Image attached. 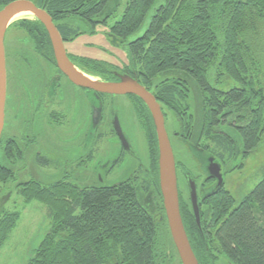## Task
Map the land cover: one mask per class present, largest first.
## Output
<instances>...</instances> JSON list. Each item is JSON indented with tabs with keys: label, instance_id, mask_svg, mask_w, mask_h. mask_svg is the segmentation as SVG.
I'll use <instances>...</instances> for the list:
<instances>
[{
	"label": "trees",
	"instance_id": "16d2710c",
	"mask_svg": "<svg viewBox=\"0 0 264 264\" xmlns=\"http://www.w3.org/2000/svg\"><path fill=\"white\" fill-rule=\"evenodd\" d=\"M11 1L0 0V8ZM32 1L51 16L66 41L80 34L72 20L85 23L90 32L108 26L111 40L127 47L124 66L71 55L76 65L104 79L127 68L171 110L180 132L190 140L193 133H203V142L219 160L247 158L264 136V0H124L110 25L123 0ZM12 24L37 43L39 53L52 57L40 21L23 18ZM194 96L199 99L198 120L192 111ZM133 97L138 102L135 112L142 117L150 174H131L109 186H80L66 178L51 184L34 179L17 184V193L26 202L45 204L50 218L28 264H163L171 256L154 125L147 106ZM9 136L5 148L0 138V152L12 162L21 157V149ZM194 141L184 144L204 170L206 160ZM43 159L39 157L41 164L46 163ZM235 167L242 166L231 170ZM11 178L13 171L0 157V181ZM178 199L199 264H214L220 255L229 264H264V173L239 200L228 190L210 195L200 227L190 205L181 207L179 189ZM19 217L18 211L0 212V246ZM161 246L166 247L162 252Z\"/></svg>",
	"mask_w": 264,
	"mask_h": 264
},
{
	"label": "rangeland",
	"instance_id": "374dc122",
	"mask_svg": "<svg viewBox=\"0 0 264 264\" xmlns=\"http://www.w3.org/2000/svg\"><path fill=\"white\" fill-rule=\"evenodd\" d=\"M123 4L124 0L118 11L108 20L107 25L112 24L118 18ZM22 18L24 17L12 20L6 29L4 45L8 53L15 51L19 43H27L26 34L12 24ZM25 18L32 19L34 17L33 15H29L25 16ZM147 23L148 18H146L143 28ZM72 24L78 27L80 34L74 39L64 42L67 54L115 63L119 66L127 62V47L117 45L111 40L108 26L99 25L94 32H90L89 26L79 20H72ZM135 36L136 34L130 36L128 40H131ZM12 63L13 61H11ZM91 78L98 79V77L93 76ZM15 80L13 81V85L16 86V89L24 86L25 81L22 77L17 75ZM62 87L64 88V92L59 91L57 99L62 98L69 108L66 111V113H69L67 118L68 126L65 125L60 129L54 123L44 122L41 125V122L39 123L37 120L33 123L26 121V126H24V122H18L26 118L24 115L16 119L14 113L13 116L8 115V113L6 114L5 125L1 134L2 139L4 140L9 135L15 136L21 149V157L9 162L0 152L2 164L13 171V178L5 182L0 181V212L3 210L18 211L20 217L13 230L7 236L6 241L0 246V264H28L29 259L34 253V249L50 226V218L46 205L35 199L26 202L17 193V184L30 179L37 180L42 184H51L62 178L68 180H73L74 178V181L80 186H109L127 178L139 164V162L131 159V162L126 161L117 165L114 172L109 175H105L104 171L97 167V163L94 162L95 158L89 164H86L84 168H77L71 164L70 159L78 158L77 156L83 154L85 151L76 148L78 150L76 152L70 146L71 133L69 130H73V126L78 123V119H81V122L83 121L84 126L86 125L89 116L88 105L90 95L83 90L71 86L67 81L62 83ZM117 99L113 106L115 107L114 112L117 113L119 124L126 133V137L129 140L132 139L134 150L141 161L144 162L146 160V142L142 136V132L138 129L129 102L123 98ZM198 104L199 99L194 96L192 111L196 115L197 120L200 117V114L197 112ZM10 111L9 108V113ZM165 125L172 137V133L178 128V125L174 115L170 111H167ZM86 128L88 127L86 126ZM26 130L28 131L25 136L28 137L29 135L30 141L26 140L22 135ZM111 145L116 146L114 140L111 137L106 138L104 143L101 144L100 150L107 148L104 146ZM99 147L100 144L98 145ZM172 147L174 159L181 160L189 171L197 174L199 172V164L187 146L178 138H173ZM40 155L46 158L48 162L41 164L37 159ZM97 158L102 159V156H97ZM263 173L264 136L249 156L243 160L242 168L226 175L227 189L236 200H239L253 188ZM181 182V192L186 199V197L188 198V191L182 179ZM167 244L169 245L168 249L171 256L167 259L165 258L163 264H181L178 254H175V247L171 237L170 240H167ZM163 248L165 249L166 247L161 246V252ZM161 257L164 258L163 255ZM214 264L229 263L224 256L220 255Z\"/></svg>",
	"mask_w": 264,
	"mask_h": 264
},
{
	"label": "flooded vegetation",
	"instance_id": "af4514ba",
	"mask_svg": "<svg viewBox=\"0 0 264 264\" xmlns=\"http://www.w3.org/2000/svg\"><path fill=\"white\" fill-rule=\"evenodd\" d=\"M34 19L35 18H32L30 20H34ZM26 37H27V41H26L27 43L24 44L19 43L17 49L15 51H12V53L10 52L11 54L7 52V48L4 45L5 65H6V99H5V109H4V113H5L4 125H5L6 114L8 113V115L13 116L14 113V117L16 119L18 117L21 118L23 115L26 117L25 119L18 121L20 123L24 122L23 123L24 126H26L25 123L26 121L29 122L31 121L33 123L35 120H37L39 123L41 122V125L44 122L54 123L60 129L63 128V126L65 125L68 126L67 118L69 113H66V111L69 108L66 105V102L62 100V98L57 99V96L59 95V91L64 92L62 83L67 81L68 83H70L71 86L83 90L90 95L89 105H88L89 116L86 125L84 126L83 121L81 122V119H78V123L75 126H73V130L72 131L69 130V132L71 133L70 146H72V148H74L76 152H78L76 148L82 149L85 152L77 156L78 158L70 159L69 160L71 161L70 163L77 168H84L86 164H89V162H91L95 158L94 162L97 163V167L101 168V170L104 171L105 175H109L112 172H114L115 167L117 165L126 161L131 162L132 159L136 162H139V164L132 170L131 173L132 175H137L140 176L141 178L146 175H149L150 173L148 172V168L145 167V163L141 161V159L138 157V154L134 150V147L132 146L133 143L132 139L129 140L126 137V133L122 130L119 124L116 115L117 113L114 112L115 107L113 105L116 102V100H118L117 98H123L125 101L127 100L134 114L138 129H140V131L142 132V136L146 142L144 130L142 128V123H141L142 117L140 118L137 112H135V106L138 104V102L133 97L134 94L101 93V92H96L92 89H88L76 85L75 83L70 81L69 78L58 68L54 58L53 51H52V57L49 56V54L43 50H42L43 54L39 53L37 51L39 50L37 47V43L32 42L28 36ZM5 38H6V32H5ZM62 40L63 43L66 42L64 38H62ZM67 56L71 61L72 65L77 70H79L82 73H85L83 69H81L76 65L75 60L71 57L70 54H67ZM11 61H13L12 64ZM17 75L22 77L25 81L24 86L20 89H16V86L13 85V81L15 80ZM127 76L134 78L137 82H139L143 87H145L149 92L153 94L162 111L164 117V125H165L167 111L171 112V110H169L167 107L161 104L157 100L156 95L153 93L150 87L147 84H143L142 82H140L132 73L128 71L127 68H125L124 70L120 69L119 71H115V70L112 71V76L108 79H104L99 76H93V77H98V79L102 81L117 82ZM18 87L20 86L18 85ZM141 101L145 104L143 100ZM9 108L11 110L10 113H9ZM98 108H99V112H97ZM148 110L151 114L149 108ZM93 114L96 116V120H94ZM151 118L153 122L152 114H151ZM115 119L119 124L120 131L119 130L117 131L115 127ZM176 122L178 128L175 131H173L172 137L166 129L169 140H171L170 141L171 146L173 143V138H178L182 143H185L184 141L188 143L191 141L193 143V141L195 140L194 141L195 146L197 145L196 146L197 149L202 151L201 155H203L204 159L206 160L204 170H202L198 166L199 172L197 174H193V172L189 171L184 166L181 160L180 162L177 163L176 177H177V186L180 194L181 207H184V205L188 203L187 205H190V208L192 210L190 198H189V191L187 187V181L189 178H191L195 183L200 219L204 220L209 207L206 204L207 198H209L210 195H215L216 193H219L222 190H228L226 186V177H227L226 175L228 173L230 174V172H233L235 170H240L242 167L240 168L235 167L232 170L231 168L233 166H237L240 164L242 166L244 159L240 160V157L235 156V158L232 161H228L225 159L219 160L210 152L209 147L206 146L207 143L203 142V133L201 135H198V133L196 134L193 133V136L191 138L192 140H190V137L188 136L186 137L185 133L180 132L181 126L177 120ZM86 126L88 128H86ZM193 126L195 129L196 128L195 118L193 119ZM27 131L28 130H26L22 135L26 138V140L30 141L31 138L29 137V135L28 137L25 136ZM6 137L4 140L2 139L3 148H5L4 143L7 140ZM9 137H11V135ZM109 137H111L114 140L116 146L113 145L104 146L107 148L105 149L103 148L100 150L101 144H103L106 138ZM12 138L16 141L15 136ZM99 144L100 147L98 148ZM16 145L19 147L17 141H16ZM100 155L102 156V159L97 158V156L101 157ZM39 157L42 159L43 156L42 157L41 155L38 156L37 157L38 161H39ZM195 158L198 159L197 157ZM210 159H212V161H210ZM175 160L179 161V159H175ZM46 162H48L47 159ZM211 163H216L219 166L218 172L221 175L220 184L217 183L218 180L217 178H215V175H217V171H215V168L212 166L211 170H208V167L210 166ZM73 165L71 166L74 167ZM181 179L183 180L185 187L188 191V198L186 197V199L184 198L181 192V183H182ZM205 230L207 231V233H209V229H205Z\"/></svg>",
	"mask_w": 264,
	"mask_h": 264
},
{
	"label": "water",
	"instance_id": "95a60500",
	"mask_svg": "<svg viewBox=\"0 0 264 264\" xmlns=\"http://www.w3.org/2000/svg\"><path fill=\"white\" fill-rule=\"evenodd\" d=\"M20 10H25L31 13V15H33V17L40 21V23L44 26L51 42L56 64L70 81L76 85L92 89L96 92L111 94H134L143 100L148 106L153 116L155 128L158 150V184L169 234L181 264H199L191 248L182 223L179 210L174 154L164 125V117L155 97L139 82L129 76L124 77L117 82H110L92 79L90 75L84 73L85 75L89 76V78H91L88 79L81 75L79 71L77 72V69H75L67 56L63 40L51 16L45 11L43 7L32 0H13L0 8V138L4 126V109L6 99L4 38L6 29L11 23L10 19L12 15ZM97 112H99V108ZM93 116L94 120H96V116L94 114ZM115 127L117 131H120V127L116 119ZM210 161H212V159H210ZM212 166L215 168V171H217L215 178L218 180L217 183L220 184L221 175L218 172L219 166L216 163H211L208 167V170H211ZM187 187L195 222L197 226L200 227V215L197 204L196 188L195 183L191 178H189L187 181Z\"/></svg>",
	"mask_w": 264,
	"mask_h": 264
},
{
	"label": "bare ground",
	"instance_id": "6f19581e",
	"mask_svg": "<svg viewBox=\"0 0 264 264\" xmlns=\"http://www.w3.org/2000/svg\"><path fill=\"white\" fill-rule=\"evenodd\" d=\"M29 15H31V13H29V12H27V11H25V10H20V11H18V12H15V13L12 15L10 21H12V20H14V19H16V18H19V17H25V16H29ZM75 69H76V68H75ZM78 71H79V70H77V72H78ZM79 72H80V71H79ZM80 73H81V75L85 76L86 78L91 79V78H89V76L85 75L84 73H82V72H80Z\"/></svg>",
	"mask_w": 264,
	"mask_h": 264
}]
</instances>
